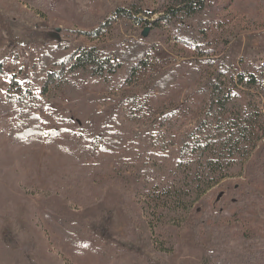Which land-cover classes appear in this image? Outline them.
Wrapping results in <instances>:
<instances>
[{"label": "rangeland", "instance_id": "374dc122", "mask_svg": "<svg viewBox=\"0 0 264 264\" xmlns=\"http://www.w3.org/2000/svg\"><path fill=\"white\" fill-rule=\"evenodd\" d=\"M170 2L0 0V264H264V148L251 170L220 168L228 180L208 193L194 168L175 162L204 108L190 61L213 51L237 71L261 67L264 0H217L216 21L199 32L209 50L202 57L161 19ZM132 6L143 22L114 16ZM179 24L198 32L191 21ZM62 43L65 52L96 48L103 56L128 43L148 57L133 73L128 64L113 73L71 70L73 63L62 74L51 63L43 69L52 59L45 54H65L52 51ZM177 65L168 93L154 91L152 79ZM46 72L37 111L43 139H13L7 78L16 73L23 89L36 88ZM246 91L243 101L264 111V97ZM258 120L254 147L264 139ZM93 134L107 140L104 151L84 149Z\"/></svg>", "mask_w": 264, "mask_h": 264}, {"label": "trees", "instance_id": "16d2710c", "mask_svg": "<svg viewBox=\"0 0 264 264\" xmlns=\"http://www.w3.org/2000/svg\"><path fill=\"white\" fill-rule=\"evenodd\" d=\"M216 3L217 0H171L162 12L161 19L165 20L167 24L175 26L174 39L177 42L202 57L209 50L203 48V39L200 38L199 32L204 33V29L216 21ZM137 11L139 10L134 6L127 9L116 8L114 16L139 24L143 21L140 18H135V14L139 13ZM181 21L193 22L198 32L183 27L179 24ZM101 29L91 32L89 35L96 36ZM67 46L62 43L52 50L63 51L65 54L62 56L54 57L52 53L45 54L44 56L52 59L42 61V68H46L49 65L47 63H51L56 67L55 73L62 74L69 63H73L70 64L71 70L84 69L89 66L95 74L96 72L103 73L107 66L110 73H113L119 65L128 64L131 73H133L145 64L148 57L147 48L128 43L106 56H103V52L96 48L81 49L78 54L77 50L65 52L64 49ZM111 58L116 59L118 63L116 66L110 60ZM203 64L208 66L204 67ZM1 65L0 61V72ZM211 66L213 70L203 76L201 68L207 69ZM179 70L180 65H177L162 72L160 76L154 77L150 85L151 88L154 91L157 90L161 95L167 94L175 84ZM186 72L190 79L197 78L201 82L199 92L203 95L204 108L195 127L179 142L175 162L177 161V164L189 170L194 168L197 171V176L193 179L198 181L197 187L201 186L204 193H208L217 185L228 180V170L219 174L217 171L220 168L228 169L230 165L238 164L244 173L245 170H251L253 165L255 167V162L261 158L264 139L256 147L253 144L260 139L257 135V124L258 118L264 117V111L262 108H258V105L252 100L243 101L242 93L247 92L246 90H255L261 98L264 97V64L254 71L249 69L237 71L233 60L227 55L218 57L217 54L210 51L208 58L197 57L191 60ZM16 75L14 73L7 78L9 79V88L5 92L8 106L13 108L14 116L18 119L12 138L21 139L22 142L30 141V138L42 141L44 130L40 127V117L37 111L41 105L39 95L45 93L50 73L41 78V84L38 87L26 89H23L19 84ZM33 89L34 91H32ZM113 135L116 136L117 133ZM102 137V135H91L89 143L84 149L104 151L102 149L107 140ZM250 149L253 151L250 152ZM200 200L195 201L198 203ZM190 203L192 204V202ZM101 211L102 209L98 213ZM61 221L65 223L64 220ZM145 227H148L147 223Z\"/></svg>", "mask_w": 264, "mask_h": 264}, {"label": "water", "instance_id": "95a60500", "mask_svg": "<svg viewBox=\"0 0 264 264\" xmlns=\"http://www.w3.org/2000/svg\"><path fill=\"white\" fill-rule=\"evenodd\" d=\"M147 32H148V28H144V30H143V32H142V35H143V36H146Z\"/></svg>", "mask_w": 264, "mask_h": 264}]
</instances>
